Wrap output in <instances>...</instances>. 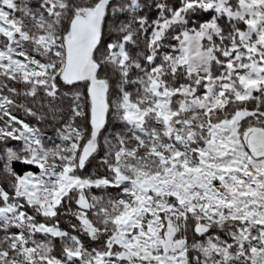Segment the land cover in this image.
I'll return each instance as SVG.
<instances>
[{"label": "snow or ice", "instance_id": "1", "mask_svg": "<svg viewBox=\"0 0 264 264\" xmlns=\"http://www.w3.org/2000/svg\"><path fill=\"white\" fill-rule=\"evenodd\" d=\"M0 264H264V0H0Z\"/></svg>", "mask_w": 264, "mask_h": 264}]
</instances>
